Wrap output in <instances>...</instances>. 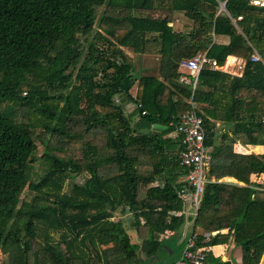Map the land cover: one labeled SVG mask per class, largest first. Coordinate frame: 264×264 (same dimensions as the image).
<instances>
[{
  "label": "trees",
  "instance_id": "16d2710c",
  "mask_svg": "<svg viewBox=\"0 0 264 264\" xmlns=\"http://www.w3.org/2000/svg\"><path fill=\"white\" fill-rule=\"evenodd\" d=\"M226 8L243 19L217 0H0V264L160 260L165 236L192 220L172 134L191 109L180 62L201 53L244 67H206L194 95L211 157L198 243L233 238L242 264H261L264 152L236 146L264 148V8ZM181 14L189 29L174 28ZM137 55L157 58L159 74H140Z\"/></svg>",
  "mask_w": 264,
  "mask_h": 264
},
{
  "label": "built area",
  "instance_id": "2783aa9c",
  "mask_svg": "<svg viewBox=\"0 0 264 264\" xmlns=\"http://www.w3.org/2000/svg\"><path fill=\"white\" fill-rule=\"evenodd\" d=\"M230 0H217L219 3V13L226 14L232 22L237 25V21L243 19H233L228 12L226 6ZM250 5L264 8V0H246ZM253 62H263L259 52L254 49L251 57ZM220 68L217 61L211 59L206 53L198 54L191 59H184L180 62V70L182 74L179 82L183 85L191 87L192 96L189 100L191 109L188 110L180 120L174 124L175 131L182 137L184 151L180 155V164L188 173L186 179L193 188V204L198 211L201 198L207 183V172L210 165L211 157L209 148L206 145V129L204 120L198 115L197 106L194 102V95L199 84L201 72L206 68ZM207 253L206 248L198 244V235L192 233L188 238L186 246L178 261L171 264H206Z\"/></svg>",
  "mask_w": 264,
  "mask_h": 264
},
{
  "label": "crops",
  "instance_id": "0c3cea01",
  "mask_svg": "<svg viewBox=\"0 0 264 264\" xmlns=\"http://www.w3.org/2000/svg\"><path fill=\"white\" fill-rule=\"evenodd\" d=\"M181 15H183V14H181ZM217 42L218 43H228V38L218 37ZM243 67H244L243 60L238 59V58L233 57V56H229L227 58L225 65L223 67H221L220 69L222 71L232 75V76H241L242 72H243ZM181 74H182V71L180 70V76H181ZM172 136L173 137H178V136L181 137L176 131L172 134ZM182 144H183V140H182ZM236 151L238 153H247V154L260 153V154H262L264 152V148H261V147L244 148L241 145H237ZM130 152L132 155H140V149L139 148H131ZM209 154H210V148H209ZM185 179H186V177H185ZM222 181L230 182L233 184H239L240 186L243 185L242 183H239L237 180H235L233 178H225ZM192 196H193V194L191 196L186 195L184 197V199L187 200V205L185 204V208H184L186 210L185 212H187V214L190 213V216H192V220L185 224V226L182 228L180 233L175 234V235L165 236L166 237L165 241H167L166 242L167 248L164 249L162 252V258L163 259H162V261H158V260L152 261L151 260V264H171L173 262L178 261L179 258L181 257V254H182L185 246H186L187 240H188V238H190L192 233H195L198 235V241H199L200 233H199L198 229L195 228V222H196V218H197L198 212H199L200 207H201V202H200V206L198 208V211H196V208L193 204ZM227 232H228L227 230L222 231L223 234H226ZM215 234L216 233H214L213 235H215ZM203 236L205 238H210L211 234L205 233ZM206 250H207L206 253H208V256L206 259V264H212L210 261L211 257L215 258L217 260L219 259L221 262L226 263V264H242L243 263V256H242L241 248L238 247L234 243L233 238H231L230 241L226 244L221 243V244H218V245H215L212 247H207ZM209 255H211V256L209 257ZM261 264H264V257L261 261Z\"/></svg>",
  "mask_w": 264,
  "mask_h": 264
},
{
  "label": "rangeland",
  "instance_id": "374dc122",
  "mask_svg": "<svg viewBox=\"0 0 264 264\" xmlns=\"http://www.w3.org/2000/svg\"><path fill=\"white\" fill-rule=\"evenodd\" d=\"M178 21H176L174 23V28L178 29V30H185V29H189L191 27V23L188 22V20H186L183 15L178 16ZM135 62L137 64V71L142 74V75H152V76H157L159 74V60L157 58L154 57H145V56H134ZM133 94H135V88L132 91ZM86 179L85 176H80L75 178V180H73L76 183H82L84 180ZM70 181L67 184V187L65 189V191L69 192L71 190V182ZM162 256V255H161ZM163 258L160 257L161 261ZM1 260V257H0Z\"/></svg>",
  "mask_w": 264,
  "mask_h": 264
},
{
  "label": "water",
  "instance_id": "95a60500",
  "mask_svg": "<svg viewBox=\"0 0 264 264\" xmlns=\"http://www.w3.org/2000/svg\"><path fill=\"white\" fill-rule=\"evenodd\" d=\"M153 129H154V132H161V131L167 129V127L162 126V125H155Z\"/></svg>",
  "mask_w": 264,
  "mask_h": 264
}]
</instances>
